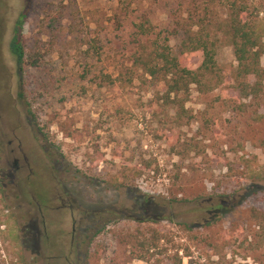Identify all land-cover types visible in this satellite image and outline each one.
<instances>
[{
    "label": "rangeland",
    "instance_id": "374dc122",
    "mask_svg": "<svg viewBox=\"0 0 264 264\" xmlns=\"http://www.w3.org/2000/svg\"><path fill=\"white\" fill-rule=\"evenodd\" d=\"M206 3L216 74L175 92L133 64L136 23L179 55ZM226 17L217 0H0V264H264V80L234 79ZM19 19L36 67L11 50Z\"/></svg>",
    "mask_w": 264,
    "mask_h": 264
},
{
    "label": "trees",
    "instance_id": "16d2710c",
    "mask_svg": "<svg viewBox=\"0 0 264 264\" xmlns=\"http://www.w3.org/2000/svg\"><path fill=\"white\" fill-rule=\"evenodd\" d=\"M217 3L224 7L227 13V39L233 48L237 63L234 79L239 81L242 87L249 89L250 93H255L264 80V67L261 66V56L264 55V0H217ZM200 6L202 5H199L198 10L188 4L187 20L178 22V26L185 28L181 42L183 49L179 55L173 52L168 39H160L158 35L149 37L153 36L154 27L148 19L136 23L137 34L143 36V39L137 42L132 55L133 64L152 79L165 80L171 91H186L191 84L201 85L205 77L217 73V39L209 32L210 20H205L210 13V3H206L202 8ZM196 27L197 30L194 29ZM94 41L87 48V52H91V56L99 57L100 46ZM11 50L19 63L27 67L39 65L42 54L35 48L28 52L23 48L21 19L16 24ZM186 52L201 54V63L196 69L183 64ZM89 72V69H85L83 76ZM124 75L127 76L128 71L124 72ZM96 77L101 84L111 85L115 82L111 73L100 72Z\"/></svg>",
    "mask_w": 264,
    "mask_h": 264
},
{
    "label": "flooded vegetation",
    "instance_id": "af4514ba",
    "mask_svg": "<svg viewBox=\"0 0 264 264\" xmlns=\"http://www.w3.org/2000/svg\"><path fill=\"white\" fill-rule=\"evenodd\" d=\"M12 167H13L15 170H17V169L19 168V167L17 166V160H16V159L13 160Z\"/></svg>",
    "mask_w": 264,
    "mask_h": 264
}]
</instances>
